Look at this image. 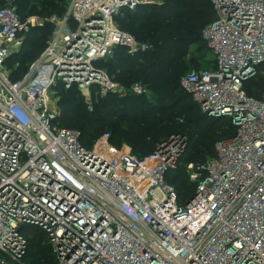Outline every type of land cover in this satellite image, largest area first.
Wrapping results in <instances>:
<instances>
[{"label":"built area","instance_id":"1","mask_svg":"<svg viewBox=\"0 0 264 264\" xmlns=\"http://www.w3.org/2000/svg\"><path fill=\"white\" fill-rule=\"evenodd\" d=\"M216 18L202 37L213 53L208 69L180 81L200 109L229 118L236 132L215 155L190 162L196 183L180 203L167 175L178 168L186 135L136 155L105 134L87 147L61 126L57 89L84 96L141 95L98 66L119 47L145 53L152 44L123 30L119 17L156 0H67L63 15L23 19L14 0L0 4V264H27L29 231L48 236L56 264H264V100L245 84L264 75V0H210ZM54 32L27 73L12 80L7 60L36 26ZM93 102L89 104L92 111Z\"/></svg>","mask_w":264,"mask_h":264},{"label":"trees","instance_id":"2","mask_svg":"<svg viewBox=\"0 0 264 264\" xmlns=\"http://www.w3.org/2000/svg\"><path fill=\"white\" fill-rule=\"evenodd\" d=\"M156 1L160 4H141L134 10H125L124 16L118 20L123 30L139 41L151 43L152 48L145 53L132 55L126 48L119 47L112 58L98 63L121 86L129 89L133 84L141 83L146 88L150 87L153 94H128L121 97L116 93L101 92L93 99L94 107L90 111L78 88H60L62 96L58 100V107L61 116L58 121L63 127L80 130L81 142L89 148L99 137L101 129H105L111 133L110 141L113 145L129 143L136 155L144 157L154 152L159 142L169 138L166 135L172 131L171 121L188 118L190 128L183 127L181 132L188 136L189 145L178 168L167 175V181L176 187L179 201L184 204L190 201L196 191V183L190 180L186 171L187 164L204 162L214 156L216 142L232 136L236 127L229 118L209 120V116L200 109L193 96L180 85L181 78L190 69L184 70L185 64L178 62L186 57L191 45H203L209 50L202 32L216 18L213 4L210 0ZM14 2L23 19L34 15L46 19L54 12L63 15L66 10V4L61 3V0ZM4 3L5 0H0L1 5ZM53 30L54 25L50 22L31 29L20 53L10 57L11 62L13 61L10 64L12 80H18L27 73L28 65L46 48V41ZM214 64L215 59L213 66ZM93 89L99 91L100 87L97 85ZM245 89L250 96L264 100V75L248 80ZM190 97L192 101L188 108L178 105L179 100L185 98L190 103ZM162 102L167 105L163 106ZM168 106L174 109L173 114H166L168 121L157 119L169 110ZM189 106H196L198 109L188 111ZM196 112V119L189 118L190 114ZM203 123L206 125H202ZM217 137L222 138L216 140ZM29 233L25 262L56 264L47 234L40 229Z\"/></svg>","mask_w":264,"mask_h":264},{"label":"rangeland","instance_id":"3","mask_svg":"<svg viewBox=\"0 0 264 264\" xmlns=\"http://www.w3.org/2000/svg\"><path fill=\"white\" fill-rule=\"evenodd\" d=\"M67 0H61V3H67L66 2ZM55 14H59V13H56V12H54L52 15H55ZM51 15V16H52ZM34 16H36V15H34ZM50 17V16H49ZM49 17H47V18H49ZM54 28H55V26H54ZM53 32H54V30L52 31V33H50L49 34V36H48V39H47V41H46V43L48 44V42H49V40H50V38H51V36H52V34H53ZM26 38H27V36L25 37V39H24V41H23V44H22V46H21V48H20V50H19V52L18 51H16V52H14L13 54H12V56L11 57H13L15 54L17 55V54H19L20 53V51H21V49H22V47H23V45H24V43H25V40H26ZM207 50V51H206ZM34 51H36V52H38L39 50L38 49H34ZM13 59V58H12ZM13 62V61H12ZM11 62V58H9V60H8V63H7V69L11 72L12 70H11V68H10V64L12 63ZM179 64H185V68H184V70H189V69H192V68H197V69H208V68H211V67H213V63H214V55H213V53L211 52V51H209L207 48H205L203 45H201V46H199L198 44H195V45H191V47H190V49H189V51H188V54L186 55V57H184L181 61H179L178 62ZM31 65V64H30ZM30 65H28V67L30 66ZM16 66V65H15ZM185 71V72H186ZM94 90V89H93ZM57 91H58V93L56 94V96L55 97H52V100L53 101H55V98H57L58 100L60 99V96H62V90H60L59 88L57 89ZM98 90H96L95 92H97ZM102 92V90L101 89H99V91H98V93H101ZM105 93H108V92H105ZM147 93H148V95L150 96L151 95V88L150 87H148L147 88ZM80 94L84 97V100H85V103L87 104V107H88V109H89V104L91 103V102H93L92 101V97H86V96H84V94L82 93V92H80ZM153 94V93H152ZM191 96V95H190ZM191 98L192 97H190V103H189V101H188V98L186 99H184V100H179V103H178V105L179 106H181V107H187L188 105H190L191 104ZM162 105L163 106H165V105H167L166 103H163L162 102ZM168 105H170L171 106V104H168ZM190 107V106H189ZM167 108V107H166ZM188 108V107H187ZM193 109H195V110H197L198 108L196 107V106H194V107H192ZM192 108L190 107L189 108V110L188 111H190V110H192ZM168 109L169 110H167V112H165V114H163V115H161V116H159L157 119H164V121H168V116L170 115V114H173L174 113V109L172 110V109H170L169 108V106H168ZM183 109H185V108H183ZM168 113V114H167ZM166 114L168 115V116H166ZM166 116V117H165ZM196 116H197V112H196V114L195 113H192V114H190V116H189V118H193V119H196ZM165 117V118H164ZM187 119L188 118H180V119H178V120H175V121H171V123H170V125L173 127L172 128V131H171V133L170 134H176V133H180V134H183L182 132H181V130L183 129V127H188V128H190V123L189 122H187ZM214 118L213 117H209V120H213ZM161 121V120H160ZM224 123V122H223ZM226 124V123H225ZM68 125H71L70 123H68ZM202 125H206L205 123H203ZM223 125V124H222ZM221 129H223V128H221ZM80 131V130H79ZM105 134H109L110 135V137H111V133L108 131V130H105V129H101V131H100V135H99V137L97 138V139H95V141H97L99 138H101L102 136H104ZM170 134H167L166 136L167 137H169L170 136ZM225 136V135H224ZM187 137V146H186V149H187V147H188V145H189V138H188V136H186ZM223 137V136H222ZM222 137H217L216 138V140H219V139H221ZM215 140V141H216ZM95 141H93V143H92V145L94 144V142ZM112 143V142H111ZM113 144V143H112ZM123 144H128L129 146H130V144L129 143H126V142H124ZM122 144V145H123ZM151 148V147H150ZM149 148V149H150ZM148 149V150H149ZM156 149V148H155ZM147 150V151H148Z\"/></svg>","mask_w":264,"mask_h":264}]
</instances>
